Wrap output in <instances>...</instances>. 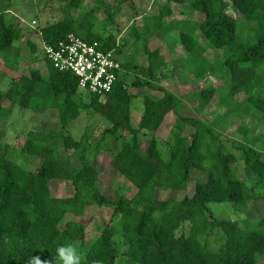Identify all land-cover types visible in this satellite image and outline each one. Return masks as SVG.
<instances>
[{
	"label": "trees",
	"instance_id": "16d2710c",
	"mask_svg": "<svg viewBox=\"0 0 264 264\" xmlns=\"http://www.w3.org/2000/svg\"><path fill=\"white\" fill-rule=\"evenodd\" d=\"M83 0H69L72 10L81 8ZM131 2L132 0H121ZM106 8V22L113 27L121 5ZM156 5L157 12L142 16L143 28L130 29L133 53L124 57L121 71L113 89L102 99L88 94L84 101L77 79L69 72L54 69L39 46L27 39L25 48L33 61L40 55L46 62V72L30 68L9 81L6 89L0 84V123L11 115L13 106L37 111L53 109L58 113L60 129L46 133L31 130L27 133L20 152L36 161L31 170L15 160L17 152L5 142V130L0 129V264H29L39 256L49 264H60L57 249L62 245H75L82 255V264H259L264 260V214L254 223L217 219L209 203L230 202L242 210L252 200L264 199L263 151L264 130L250 136L247 120L264 126V0H165ZM103 0L98 6L103 5ZM173 4L188 5L201 20L171 19ZM12 0H0V79L4 67L17 70L21 61V22L11 13ZM233 5L242 16L245 27L244 40H238L239 19L229 14ZM94 10L85 12L81 21L67 17L39 28L41 41L56 45L74 33L88 42H97L105 50L114 49L120 56L126 41L119 43L117 33L96 31ZM160 32L167 39L175 36L186 54L184 62L168 63L159 49L150 50L148 40ZM176 34H175V33ZM213 48L222 52L220 59L211 61L206 53ZM147 58V64L138 63L137 54ZM177 68L189 69L199 80L207 75L223 80L219 87L209 85L194 94L199 111H203L218 95L224 108L222 114L206 122L197 117L181 115L182 100L159 83L164 71L169 74ZM133 73L131 85L161 93L159 97L144 94L143 113L136 126L131 120L133 95L128 90V77ZM245 98L238 100L237 96ZM91 108L108 123L105 133L120 140L110 166L121 174L135 189L126 195L117 190V196L103 192L99 187L101 172L93 162L75 166L66 152L84 153L85 133L75 139L66 133L67 127L82 112ZM173 113L175 122L170 139L163 145L153 135L165 117ZM238 120L236 132L242 136L238 158L225 151L220 133ZM186 126L193 128L184 134ZM151 133L145 139L142 135ZM164 146V154L159 148ZM242 160L254 173V180L242 179L236 163ZM18 161V160H17ZM207 173L205 181L195 183L191 195L180 199L161 200L156 191H185L192 171ZM53 179L69 181L74 194L55 197L49 182ZM108 206L109 221L99 230V235L84 245L88 206ZM73 218H67V216ZM82 218V219H80ZM189 223L188 234H177L179 228ZM119 235V236H118ZM216 237L215 249L207 243ZM124 251L119 258L117 239ZM87 246V247H86Z\"/></svg>",
	"mask_w": 264,
	"mask_h": 264
},
{
	"label": "rangeland",
	"instance_id": "374dc122",
	"mask_svg": "<svg viewBox=\"0 0 264 264\" xmlns=\"http://www.w3.org/2000/svg\"><path fill=\"white\" fill-rule=\"evenodd\" d=\"M69 0H12L11 13L8 17L12 15L21 22L23 37L18 42V45L22 48L21 61L19 68L17 70H10L6 67L2 70V75L0 79V84L2 89H6L11 79L17 78L21 74L28 75L30 68H38L42 73H45L46 62L43 59V55H40V59L33 61L32 56L27 48H25V42L27 39L35 42L39 46L41 36L39 34V28L67 17H73L78 21H81L84 17L85 12L94 10L92 16L95 22L96 31H113L117 33V41L122 43L126 41V47L124 52L119 56L121 60L124 57L129 56L133 53L131 41L133 40L130 36V29L132 26H140L142 18L136 20L141 13H146L147 15L157 12V7L155 4L151 3L150 0H132L131 2H121V0H103L104 4L98 6L102 0H83L81 8L70 9L68 6ZM164 1V0H159ZM121 5V12L116 16L115 23L111 27L105 20L107 16L106 8L111 4ZM227 12L239 19L237 28V38L238 40H244L246 35L244 23L242 22V16L237 12L233 5H230ZM195 19L201 20L202 16L198 13H193L188 5H177L173 4V15L167 20L171 19ZM35 21V24H32ZM132 21V22H131ZM117 25V28H116ZM141 29V28H140ZM175 33V32H174ZM176 34V33H175ZM150 44L151 50L159 47L160 52L165 57L168 63L167 69L174 67L176 62H184L186 59V54L178 44V40L175 36H170L165 39L163 36H159L157 39H153ZM207 57L211 61H216L220 59L222 52L210 48L207 53ZM138 63L141 65L147 64V58L143 52L137 54ZM174 63V64H173ZM135 79L133 73L129 74L128 77V90L133 95L131 104V120L134 126L137 125L141 114L143 113L142 97L144 94H149L153 97H159L160 92L149 90L147 88H136L131 85V82ZM159 83L166 87L168 90L177 95L181 100L182 104L180 107L181 115L188 117H197L203 121H210L219 114H222L224 108L220 103L218 95H216L209 105L203 110L199 111L197 107V102L195 100L194 94L203 87L209 85L221 86L223 80H217L216 76L207 75L203 80H197L191 70L177 68L173 71V74H169L167 70L164 71V77H161ZM79 92L83 94L84 101H88V92L79 89ZM245 98L244 94L237 96L238 100ZM103 99V98H102ZM3 105L5 107H12L11 115L7 120L0 123V129L5 130V136L3 140L14 147L17 152V157L15 160L19 165L23 166L27 170H31L35 167V162L32 160L31 156L20 152V148L26 138V135L31 130H39L44 133L50 130L60 129L58 113L53 109H39L37 111H32L29 109H21L7 100H3ZM176 115L169 113L160 128L155 135L160 139L163 145L170 139V131L175 122ZM239 121L236 120L234 124L221 132L220 139L222 142L223 149L225 151H230L236 157L241 156V150L239 149V142L242 141V136L236 132V127ZM247 124L251 129V135H258L264 130V126L261 123L247 120ZM108 123L106 120L95 113L91 108H88L82 112L80 117L70 124L66 133L71 134L75 139H80L85 133L84 146L86 151L81 153L79 151H69L66 152L61 150L63 155H70L71 161L75 166H81L84 163H90L94 161V164L98 166L101 176L99 181V187L103 192L117 196V190L125 193L126 195H131L135 192L129 182H127L120 173L115 171L110 166V159L113 154L116 153L118 144L120 140H115L112 136L105 133ZM193 132V128L186 126L184 134L189 135ZM152 134L142 135V138L151 137ZM159 144L160 150L164 154V146ZM257 149L263 151L264 158V145L262 143L256 144ZM165 156V154H164ZM236 167L240 178L246 180H254V173H252L244 164L242 160H238ZM207 178V173L205 171H200L194 169L191 174V178L187 185L185 191H171V190H160L156 191V197L161 200L166 199H180L184 195H191L195 187L196 182L205 181ZM49 187L51 194L55 197H69L74 194V189L69 181H64L60 179H53L49 182ZM209 206L217 219L224 220H238L241 224L244 222L254 223L257 218L264 214V199L252 200L247 203V206L242 210H238L230 202L222 203H209ZM112 210L108 206H88L85 210L84 219L86 221V231L84 238V245H89L96 236L99 235V230L109 221L111 217ZM67 218L71 219L73 216L68 215ZM82 219V218H80ZM189 223L183 224L177 234H188ZM119 236V235H118ZM216 237H210L207 239L210 249H215L218 245ZM86 246V247H87ZM124 251V247L117 239V253L119 258ZM84 254V253H83ZM82 254V255H83ZM259 264H264V260L260 259ZM117 264H120V260Z\"/></svg>",
	"mask_w": 264,
	"mask_h": 264
},
{
	"label": "built area",
	"instance_id": "2783aa9c",
	"mask_svg": "<svg viewBox=\"0 0 264 264\" xmlns=\"http://www.w3.org/2000/svg\"><path fill=\"white\" fill-rule=\"evenodd\" d=\"M40 50L54 69L74 75L79 89L101 98L113 89L121 71L122 60L114 49L105 51L97 42H88L74 33L56 45L41 41Z\"/></svg>",
	"mask_w": 264,
	"mask_h": 264
},
{
	"label": "clouds",
	"instance_id": "9594fccd",
	"mask_svg": "<svg viewBox=\"0 0 264 264\" xmlns=\"http://www.w3.org/2000/svg\"><path fill=\"white\" fill-rule=\"evenodd\" d=\"M57 257L60 264H82V254L79 249L72 244L62 245L57 249ZM29 264H49L42 261L39 256L32 257Z\"/></svg>",
	"mask_w": 264,
	"mask_h": 264
},
{
	"label": "crops",
	"instance_id": "0c3cea01",
	"mask_svg": "<svg viewBox=\"0 0 264 264\" xmlns=\"http://www.w3.org/2000/svg\"><path fill=\"white\" fill-rule=\"evenodd\" d=\"M151 1V3H153V1L154 0H150ZM165 1V0H164ZM164 1H159V0H157V2H158V4H161V3H163ZM154 4V3H153ZM156 6V5H155ZM154 14V13H153ZM153 14H149V15H147L146 13H141L140 14V16L139 17H137V18H135L136 20H139V18H142V16H151V15H153ZM132 22V21H131ZM135 27L136 28H138L139 30H141L142 28H143V21L141 20V25L140 26H137V25H135ZM116 28H117V25H116ZM141 28V29H140ZM162 36V34L160 33V32H158V33H156L154 36H152L149 40H148V47H149V49L151 50V48H150V44H152V42L151 41H153V39H157L159 36ZM157 49H159V47H157ZM162 54V53H161ZM163 55V54H162ZM47 110V109H46ZM49 110V109H48ZM56 111V110H55ZM57 112V111H56Z\"/></svg>",
	"mask_w": 264,
	"mask_h": 264
}]
</instances>
